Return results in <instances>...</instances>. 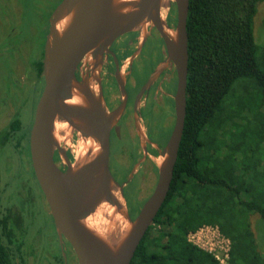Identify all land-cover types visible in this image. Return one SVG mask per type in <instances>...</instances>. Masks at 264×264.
<instances>
[{"label": "trees", "instance_id": "trees-1", "mask_svg": "<svg viewBox=\"0 0 264 264\" xmlns=\"http://www.w3.org/2000/svg\"><path fill=\"white\" fill-rule=\"evenodd\" d=\"M261 3L264 0H190L183 137L169 194L131 264H219L187 240L190 231L206 224L217 226L230 239L228 264H264L251 221L257 215L264 223V45L256 41L254 33ZM42 19L39 31L35 25L36 30L29 27L31 36L16 32V38H7L16 44L8 50L11 59L25 51L30 61L34 80L30 94L43 82L49 21ZM171 21L175 23L176 17ZM11 70L13 82L7 83V89L22 104L0 131L5 158L0 166V264H29L30 258L35 264L36 254L25 244L29 232L26 217H32L27 203L34 201L33 185L39 186L31 170L30 126L21 121L28 98L18 88L13 66ZM172 129L166 130L169 135L162 147ZM14 155L23 160L20 172L24 175L15 186L3 181L10 171L6 160ZM15 193L18 205L12 201ZM144 202H138L136 215ZM50 227L55 229L53 220ZM55 230L56 242L51 239L49 256L53 264H64Z\"/></svg>", "mask_w": 264, "mask_h": 264}, {"label": "water", "instance_id": "water-1", "mask_svg": "<svg viewBox=\"0 0 264 264\" xmlns=\"http://www.w3.org/2000/svg\"><path fill=\"white\" fill-rule=\"evenodd\" d=\"M189 3L190 0H62L49 17L43 48V82L29 133V151L60 242L68 244L78 264H131L169 194L185 126ZM171 4L176 9L175 28L167 22ZM66 19L65 26L59 28ZM151 26L163 37L168 60L177 72L175 123L157 156L149 154L156 164L157 182L137 215L131 218L121 193L124 185L115 180L109 166L110 131L124 105L108 112L101 91L96 95L87 82L78 80L77 70L89 57L100 62L119 36L134 31L145 34ZM122 91L126 94L123 85ZM75 97L79 102H71ZM58 122L67 125L60 133L65 140L58 138ZM74 134L77 141L72 162L66 145L72 147ZM139 134L146 157L148 138L144 129ZM56 151L65 163V171L55 161ZM103 203L112 208V214L106 215L117 226L107 233L117 234L116 242L85 223ZM117 218L122 222H117ZM98 228L102 231L99 223Z\"/></svg>", "mask_w": 264, "mask_h": 264}, {"label": "flooded vegetation", "instance_id": "flooded-vegetation-1", "mask_svg": "<svg viewBox=\"0 0 264 264\" xmlns=\"http://www.w3.org/2000/svg\"><path fill=\"white\" fill-rule=\"evenodd\" d=\"M173 8L174 6L171 4L167 16V22L171 28H175V23L171 21ZM77 78L87 82L89 89L96 95L101 91L103 103L108 112H113L124 105L122 113L117 117L110 131L109 166L115 180L124 185L121 193L127 202L130 217L134 218L135 216L132 217L130 212L126 192L129 191V186H134L135 178L141 173L140 166H144L147 161L144 151L140 152L139 130L144 129L148 138L147 156L156 154L159 149L163 148L162 141L151 135L152 126L149 125L148 120L155 115L163 116L160 127L170 129L172 119L174 126L176 68L168 60V51L163 37L154 26H151L148 27L145 34L134 31L119 36L110 45L109 50L104 53L100 62L92 60L90 57L82 61L77 70ZM40 81L41 77L38 79V82ZM40 83L41 88L42 81ZM121 84L125 87L126 94L122 91ZM37 93L38 89L36 88L33 95ZM122 144H130L131 148L135 147V150L130 149L133 151L131 153L124 147L120 151H116L117 148H115L112 152V145L115 147L116 145L122 146ZM67 154L73 162L72 153L67 150ZM118 155H122L126 160L132 158L135 161L133 164L127 165L118 159ZM54 158L60 169L65 171V163L57 151ZM137 166H139V170ZM117 167L118 169H116ZM151 169L154 172L155 166H151ZM124 176L126 179H123ZM42 197L44 198L43 194ZM136 202L138 204L137 198ZM46 207V214L51 217L47 204ZM155 227L157 226L155 225ZM58 240L63 255L65 249L71 250L67 243L60 242L59 237ZM64 264H70L69 257L64 258Z\"/></svg>", "mask_w": 264, "mask_h": 264}, {"label": "rangeland", "instance_id": "rangeland-1", "mask_svg": "<svg viewBox=\"0 0 264 264\" xmlns=\"http://www.w3.org/2000/svg\"><path fill=\"white\" fill-rule=\"evenodd\" d=\"M61 1L62 0H0V131L10 121L12 116L15 114V112L18 110V108H20L22 104L21 100L19 103V99L14 101L12 99V94H10L7 89V83L9 86L10 83L13 82L11 79L12 66L15 71V76L20 81L18 88L19 90H23L22 95L24 96V98L25 96L26 98H28L25 105L23 106L21 121L23 122V124L28 123L30 129L36 107L38 106V97L41 91L40 88L38 90V93L35 95L29 93L30 87L34 85V80L31 79L30 77V72H31L30 61L27 58L25 51L21 53L22 57L16 56L14 60H12L9 52L10 49H12V47H16V44L13 41V39L8 40L7 38L10 36L16 38L19 33H22V36L25 37L26 36L28 37V34H30L31 36L33 32L29 29V27L36 30L35 26H37V30L39 31L40 30L39 26L43 24L42 16H44V19L46 17V19H48L49 21V17L52 11ZM34 4L37 6V9L34 7ZM17 8H20V12L17 11L18 10ZM35 12L39 13V15L36 14ZM171 15L173 19L174 17H176V14L174 15L172 13ZM47 28H49V26L46 20V29ZM16 32H18V34L14 36ZM254 33H255L256 41L259 44L264 45V3H261L259 5V11L256 15L255 23H254ZM19 94L20 93L18 92L17 93L18 97ZM7 95L11 99L9 97L8 99H4ZM1 98L3 99L2 101ZM162 118L163 116L155 115L154 117H151L148 120L149 125L152 126L150 129L151 135L160 141H163L165 137L169 135V132L166 131L167 129L160 127ZM172 124H173V119L170 121L169 128L173 126ZM30 129H28V131H30ZM76 141H77V137L74 134L73 138L70 141V145H72V147L69 148L68 145H66L67 149L71 153ZM124 147L129 151L130 149L135 150V147L131 148L132 146H130V144H122V146L116 145L115 147H113L112 145V152L115 148H117L116 151H120ZM1 149L2 148H0V166L5 164V158ZM141 151L143 152L142 148L140 149V152ZM130 152L132 153L133 151ZM151 155L152 157H156L157 153ZM13 157L14 159L9 158L6 160L8 162L7 166L10 171L8 172V174L3 175V181L4 182L10 181L13 184V186H15L18 183L19 179H21L24 176L20 172L21 167L23 166L21 162L23 160L20 157L16 159L15 155ZM117 157L122 163H127V165L133 164L135 161L132 158L126 160L122 155H118ZM152 157L146 155L147 161L144 164V166L142 165L140 166L141 173H139L138 177L135 178L134 186L133 185L129 186V191L126 192V197L129 202V208L132 217L136 215L135 209L138 208L139 206L137 202L135 203V199L137 198L138 202L145 201L151 195L153 189L155 188L158 172H157L156 164ZM151 166L152 167L155 166L154 172L152 171ZM137 167L139 170V166ZM116 169H118V167ZM26 188L27 190H31L30 187H26ZM32 190L33 191L31 198L34 197V201L32 200L29 203H27L28 207L30 208L29 210L31 211L32 217H30V215L29 217H26V220L29 221L27 228L29 229V232L25 244L28 248H30V250L31 249L33 250L32 252L36 254L37 263L35 264H53L49 256L50 254L48 249H50L51 246L50 245L51 239H53V244L56 242L55 238L53 237L55 229L50 227V225L52 224V219L51 217H48V215L46 214L47 212L46 202L42 197V195H40L41 193L39 188L38 187L35 188V186L33 185ZM23 192L25 191L23 190ZM12 201L17 205L20 202L18 201L17 193L14 194V199ZM97 221L101 227V230L104 231L105 233L112 231V229H115L117 226V223H115L113 219H111L106 214H101L98 217ZM251 221L256 237L258 239L259 249L262 253H264V223L262 222V220H260L259 216L257 215L252 216ZM37 241L38 243L36 244ZM63 256L64 258L69 257L70 264H77L75 255L71 250L67 251L65 249ZM40 257L41 260L39 261ZM29 264H33L32 258L29 259Z\"/></svg>", "mask_w": 264, "mask_h": 264}, {"label": "built area", "instance_id": "built-area-1", "mask_svg": "<svg viewBox=\"0 0 264 264\" xmlns=\"http://www.w3.org/2000/svg\"><path fill=\"white\" fill-rule=\"evenodd\" d=\"M187 240L211 254L219 264H228L231 241L214 225H202L190 231Z\"/></svg>", "mask_w": 264, "mask_h": 264}, {"label": "bare ground", "instance_id": "bare-ground-1", "mask_svg": "<svg viewBox=\"0 0 264 264\" xmlns=\"http://www.w3.org/2000/svg\"><path fill=\"white\" fill-rule=\"evenodd\" d=\"M68 21V19L62 21L59 25V28H63L66 24V22ZM71 102L73 103H77L78 98L75 97ZM67 128L66 123L63 122H58L56 129L58 132V138L61 140V138H63L65 140V137L62 136L60 133L63 129ZM82 148L78 149V153H81ZM114 210V209H113ZM101 214H112V208L109 207V205L107 203H103L101 204L96 211L90 215L86 220L85 223L88 227H90L91 229H93L94 231H98L100 235H102V237H106L108 240L112 241V242H116V240L118 239V235L117 234H108V233H104L103 231H100L98 228V217ZM117 222L121 221L120 219H116ZM122 222V221H121ZM122 225V224H121ZM126 227V226H125ZM127 228V227H126ZM118 229V228H117Z\"/></svg>", "mask_w": 264, "mask_h": 264}]
</instances>
